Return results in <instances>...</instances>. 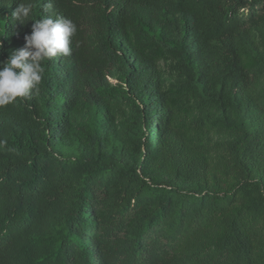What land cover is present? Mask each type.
Instances as JSON below:
<instances>
[{
	"label": "trees",
	"instance_id": "1",
	"mask_svg": "<svg viewBox=\"0 0 264 264\" xmlns=\"http://www.w3.org/2000/svg\"><path fill=\"white\" fill-rule=\"evenodd\" d=\"M21 2L77 33L0 106V264H264V0H0V61Z\"/></svg>",
	"mask_w": 264,
	"mask_h": 264
},
{
	"label": "clouds",
	"instance_id": "2",
	"mask_svg": "<svg viewBox=\"0 0 264 264\" xmlns=\"http://www.w3.org/2000/svg\"><path fill=\"white\" fill-rule=\"evenodd\" d=\"M12 16L21 25L33 21L32 4L19 3ZM76 33V24L63 16L34 20L31 32L24 36L23 47L13 49L6 60L0 61V106L38 93L44 78L45 62L71 55Z\"/></svg>",
	"mask_w": 264,
	"mask_h": 264
},
{
	"label": "rangeland",
	"instance_id": "3",
	"mask_svg": "<svg viewBox=\"0 0 264 264\" xmlns=\"http://www.w3.org/2000/svg\"><path fill=\"white\" fill-rule=\"evenodd\" d=\"M170 81H171V80L169 79L168 82H170ZM111 82H112V83H116L115 80H111ZM213 139H214L215 141L221 140V138H219V137H214Z\"/></svg>",
	"mask_w": 264,
	"mask_h": 264
}]
</instances>
